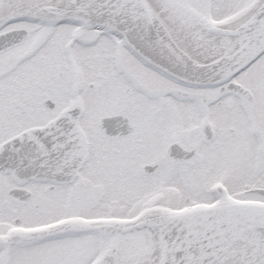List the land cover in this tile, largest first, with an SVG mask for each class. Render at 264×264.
Listing matches in <instances>:
<instances>
[{
  "label": "snow or ice",
  "instance_id": "1",
  "mask_svg": "<svg viewBox=\"0 0 264 264\" xmlns=\"http://www.w3.org/2000/svg\"><path fill=\"white\" fill-rule=\"evenodd\" d=\"M0 264H264V0H0Z\"/></svg>",
  "mask_w": 264,
  "mask_h": 264
}]
</instances>
